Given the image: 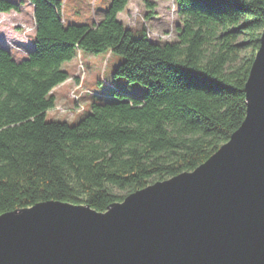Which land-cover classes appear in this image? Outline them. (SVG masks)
<instances>
[{
	"label": "trees",
	"instance_id": "1",
	"mask_svg": "<svg viewBox=\"0 0 264 264\" xmlns=\"http://www.w3.org/2000/svg\"><path fill=\"white\" fill-rule=\"evenodd\" d=\"M30 1L34 48L18 61L0 44V213L50 199L105 211L133 191L193 170L244 120L263 0H175L182 25L177 40L164 43L145 29L137 36L118 19L129 0H110L96 24L64 23L62 0ZM22 4L0 0V12ZM77 48L122 55L114 74L146 91L92 101L74 123L47 120L56 102L51 90L70 76L62 64Z\"/></svg>",
	"mask_w": 264,
	"mask_h": 264
},
{
	"label": "water",
	"instance_id": "2",
	"mask_svg": "<svg viewBox=\"0 0 264 264\" xmlns=\"http://www.w3.org/2000/svg\"><path fill=\"white\" fill-rule=\"evenodd\" d=\"M245 94L240 126L191 171L106 211L50 199L0 213V264H264V27Z\"/></svg>",
	"mask_w": 264,
	"mask_h": 264
},
{
	"label": "rangeland",
	"instance_id": "3",
	"mask_svg": "<svg viewBox=\"0 0 264 264\" xmlns=\"http://www.w3.org/2000/svg\"><path fill=\"white\" fill-rule=\"evenodd\" d=\"M22 1L19 11L0 12V44L5 46L18 61L27 56L34 47V4L30 0ZM109 2L110 0H62L61 20L65 23L96 24L104 16ZM117 17L137 36L145 29L150 40L161 43L177 40V26L182 25L175 0H129ZM242 39L243 35H239L238 40ZM248 51L249 48L243 49L241 55ZM123 60L122 55L112 50L99 53L84 49L77 50L74 59L63 64V68L70 74L64 82L68 84L61 85V83L51 90L56 102L53 108L47 110L46 119L74 123L89 111L92 101L118 100L120 96L117 92L133 97L141 96L146 91L145 85L114 74V70ZM76 87L80 90L78 92H81L77 100L71 92ZM103 94L114 97H103L101 96ZM113 190L119 194L126 193V189L114 186Z\"/></svg>",
	"mask_w": 264,
	"mask_h": 264
},
{
	"label": "built area",
	"instance_id": "4",
	"mask_svg": "<svg viewBox=\"0 0 264 264\" xmlns=\"http://www.w3.org/2000/svg\"><path fill=\"white\" fill-rule=\"evenodd\" d=\"M80 91L78 87H76V89H73L71 92H73V97L75 98V100L78 99V97L81 96V92H78ZM85 90H83L84 92ZM91 95L93 96V92H91ZM74 100V99H73Z\"/></svg>",
	"mask_w": 264,
	"mask_h": 264
},
{
	"label": "crops",
	"instance_id": "5",
	"mask_svg": "<svg viewBox=\"0 0 264 264\" xmlns=\"http://www.w3.org/2000/svg\"><path fill=\"white\" fill-rule=\"evenodd\" d=\"M33 48H34V47H33ZM33 48H32V49H33ZM24 57H25V56H24ZM24 57H22V59H23ZM73 59H74V58H73ZM73 59H71L70 61H72ZM70 61H69V62H70ZM63 64H64V63H63ZM63 64H62V67H63ZM67 79H68V78H67ZM67 79H66V80H67ZM66 80H65V81H66ZM65 81H64V82H65ZM64 82H63L61 85H66V84H68V83H64Z\"/></svg>",
	"mask_w": 264,
	"mask_h": 264
},
{
	"label": "bare ground",
	"instance_id": "6",
	"mask_svg": "<svg viewBox=\"0 0 264 264\" xmlns=\"http://www.w3.org/2000/svg\"><path fill=\"white\" fill-rule=\"evenodd\" d=\"M101 96H103V97H109V98H110L112 95H110V94H109V95H107V94H103V95H101Z\"/></svg>",
	"mask_w": 264,
	"mask_h": 264
},
{
	"label": "clouds",
	"instance_id": "7",
	"mask_svg": "<svg viewBox=\"0 0 264 264\" xmlns=\"http://www.w3.org/2000/svg\"><path fill=\"white\" fill-rule=\"evenodd\" d=\"M33 12H34V10H33ZM34 22H35V19H34ZM35 24V28H36V23H34ZM26 57V56H25Z\"/></svg>",
	"mask_w": 264,
	"mask_h": 264
}]
</instances>
